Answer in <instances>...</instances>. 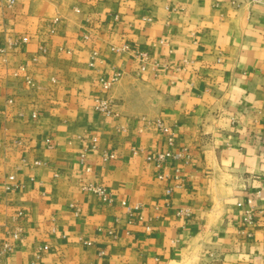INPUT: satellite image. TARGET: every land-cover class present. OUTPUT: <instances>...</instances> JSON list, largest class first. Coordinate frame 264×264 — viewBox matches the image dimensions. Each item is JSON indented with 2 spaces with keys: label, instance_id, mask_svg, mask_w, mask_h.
<instances>
[{
  "label": "crops",
  "instance_id": "1",
  "mask_svg": "<svg viewBox=\"0 0 264 264\" xmlns=\"http://www.w3.org/2000/svg\"><path fill=\"white\" fill-rule=\"evenodd\" d=\"M14 1L0 0V245L15 225L22 238L0 264H264V0ZM115 75L98 113L96 78ZM167 150L184 153L160 180L145 155Z\"/></svg>",
  "mask_w": 264,
  "mask_h": 264
},
{
  "label": "built area",
  "instance_id": "2",
  "mask_svg": "<svg viewBox=\"0 0 264 264\" xmlns=\"http://www.w3.org/2000/svg\"><path fill=\"white\" fill-rule=\"evenodd\" d=\"M8 5H13L14 0H6ZM145 20H149V18H144ZM22 41H26V38L21 39ZM128 47L126 45H123L120 47L118 50L120 51H126ZM41 52H46V49L44 47L40 48ZM96 52L92 53L91 56V61L89 62V66L93 67L94 62L96 59ZM36 61V58L33 59ZM15 78L19 79L23 84L33 87L34 86V81L33 79L27 75L25 68L23 66H19L12 74ZM118 79V75H115L111 78H107L105 76H98L96 78V83L98 88L100 89V95L97 96L94 99L95 103V111L98 113H104L106 115H111L113 113V101L112 98L109 96V91L111 88V85ZM51 82H54V78L50 79ZM9 103H12L11 100H8ZM30 117L35 119L37 118V113L32 112L30 114ZM161 130L166 134V141L169 144V146H172L174 144V137L172 134L168 133L167 128L162 127ZM184 151H178V152H173V150H167L166 152H162L156 155L153 154H146L145 159L148 162H152L154 166L157 168V177L158 179L162 180L166 177L169 176L168 172L165 170L169 168V164L171 162H177L181 156L183 155ZM105 158L107 159H113L114 155L112 153L105 155ZM38 163V162H37ZM175 173H178V169L174 168ZM17 184L14 182V177L9 176L7 178V182L4 184V191L5 192H10L13 191L14 189L17 188ZM83 190L88 191L90 193L95 194L103 203H111L113 201V198L111 194L103 187V186H97V185H92V184H84L81 187ZM170 192V189L167 190V193ZM122 205H125V202H122ZM239 207L242 208L241 210V221L242 224L246 227H249L253 225L254 223V208L251 205V199H247L246 202L243 203H238L237 204ZM22 213L17 212L13 216L14 222H18L19 218L21 217ZM5 235L7 236V240H5L2 245H0V254H3L7 251H10L12 248L13 244H17L21 238H22V233L21 229L19 226L15 225L12 226L11 229H7L5 231ZM108 235L111 237H115L114 233L112 230L108 231ZM85 244H88L85 242ZM48 246L44 245L42 247H39L37 249V257L41 253V251L47 250Z\"/></svg>",
  "mask_w": 264,
  "mask_h": 264
}]
</instances>
